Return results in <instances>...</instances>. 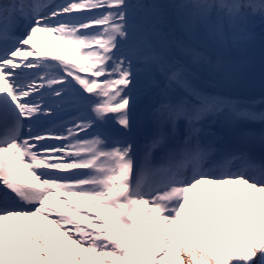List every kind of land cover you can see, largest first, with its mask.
Masks as SVG:
<instances>
[{"label": "snow or ice", "instance_id": "snow-or-ice-1", "mask_svg": "<svg viewBox=\"0 0 264 264\" xmlns=\"http://www.w3.org/2000/svg\"><path fill=\"white\" fill-rule=\"evenodd\" d=\"M148 7L0 0V264H264V154L202 139L208 118L226 109L261 122L264 111L198 87L173 45L193 65L206 57L170 41L162 11L140 15ZM178 7L189 10L186 29L204 26L218 40L249 14H264V0H182ZM22 23L27 31L17 35ZM38 31L55 33L75 55L35 47ZM141 71L153 75L158 99L137 163L128 134ZM69 95L80 113L71 127L35 130ZM61 190L95 213L62 200Z\"/></svg>", "mask_w": 264, "mask_h": 264}, {"label": "bare ground", "instance_id": "bare-ground-1", "mask_svg": "<svg viewBox=\"0 0 264 264\" xmlns=\"http://www.w3.org/2000/svg\"><path fill=\"white\" fill-rule=\"evenodd\" d=\"M131 2L136 3L137 0H131ZM139 2L149 6L140 13V15L144 16L145 18H151L153 16V13L157 10L162 11L165 14V19L168 22V26L165 28V31L169 33L170 41H179L183 45L199 51L203 54L204 57H206V60L201 61L199 64L193 65L191 64V61L187 57L183 56L180 50L176 48L175 45H173L175 56L187 63L192 69L194 73V81L198 85V87H200L208 94L224 98L226 101L236 103L240 108H246L256 112L264 111V97L262 94H244L218 85L214 81L216 73L214 72L210 63L211 57L240 55L247 53L248 51L253 50L257 46L263 44L264 17L254 19L251 27H247L245 23L246 20H244L237 29L227 31V35L224 40H218L217 38H215V36L210 34L209 30L204 26H198L194 29H186L184 27V25L181 23V20L187 17V13L189 10L181 9L178 7V5L182 3V0H139ZM61 3H63V0ZM152 5H156L157 8L153 9L151 7ZM32 44L35 47L40 48L42 51L57 52L63 55H75V49L71 45L60 40L55 33L49 34L46 32L38 31L32 41ZM28 59L31 60L34 59V57H28ZM81 63H83V61H81ZM135 66L138 68L143 67L142 65L137 64H135ZM157 78L159 77L157 76ZM152 79L153 75L148 72L141 71L137 74L136 86L133 91V96L135 97L133 117L136 116L137 127L135 135L132 134L133 129L132 132L128 134L129 139L133 143L135 142L134 139L136 138V136L143 139L145 137L149 138L153 131V125L149 121V118L146 114L147 110L150 108L149 104H155L158 99V96L156 95V89L152 84ZM66 99L69 100V103L57 109L54 116L66 111L67 108L75 107L76 109V106L70 102L71 96L69 95L68 97H66ZM46 100L48 101V103H54V101L49 97H46ZM229 116L230 113L226 109L224 112L219 113V115L217 116V121L215 120V122L213 123V126H215L217 132H220V135H222V133L224 134V139L228 138L227 129H229L231 121ZM48 117L50 118L52 116L41 117L40 121L33 126L34 129L42 130L43 128H41V123L44 120H47ZM25 125L28 126L27 122H25ZM110 127L113 129H118L119 125L115 124V122L112 121L110 123ZM24 133H28V128H26ZM219 141L221 142L222 140L219 139ZM141 143H144V141ZM22 178L28 179L29 177L25 176ZM57 195H59L62 200H64V195L66 197V200L70 201L73 205H79L80 208L85 212L95 213V210L91 208L87 203H84L82 200L76 197L67 196L64 190H61ZM10 203H16L17 207H22L18 202ZM50 203H54V201H50ZM24 210L29 209L25 207ZM50 218L54 219L55 216L53 215ZM50 227L53 228V233H55V227L51 225ZM62 231L63 230H61V232Z\"/></svg>", "mask_w": 264, "mask_h": 264}, {"label": "rangeland", "instance_id": "rangeland-1", "mask_svg": "<svg viewBox=\"0 0 264 264\" xmlns=\"http://www.w3.org/2000/svg\"><path fill=\"white\" fill-rule=\"evenodd\" d=\"M214 16H215V14H214ZM214 18V17H213ZM246 23V22H245ZM246 25H247V27H250V22L248 21V18H247V23H246ZM141 68V67H140ZM144 72H146V71H144ZM155 87V86H154ZM143 90V89H142ZM158 90V89H157ZM26 128H28V126H26L25 125V127H24V129H23V131H25L26 130ZM29 130V129H28ZM95 210V209H94ZM96 211V210H95ZM55 234V233H54Z\"/></svg>", "mask_w": 264, "mask_h": 264}]
</instances>
